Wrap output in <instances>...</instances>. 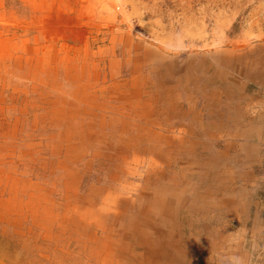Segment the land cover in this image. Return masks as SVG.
Listing matches in <instances>:
<instances>
[{"label": "rangeland", "instance_id": "374dc122", "mask_svg": "<svg viewBox=\"0 0 264 264\" xmlns=\"http://www.w3.org/2000/svg\"><path fill=\"white\" fill-rule=\"evenodd\" d=\"M0 264H264V0H0Z\"/></svg>", "mask_w": 264, "mask_h": 264}, {"label": "crops", "instance_id": "0c3cea01", "mask_svg": "<svg viewBox=\"0 0 264 264\" xmlns=\"http://www.w3.org/2000/svg\"><path fill=\"white\" fill-rule=\"evenodd\" d=\"M243 144H245V143H243ZM246 144H248V142H246Z\"/></svg>", "mask_w": 264, "mask_h": 264}]
</instances>
